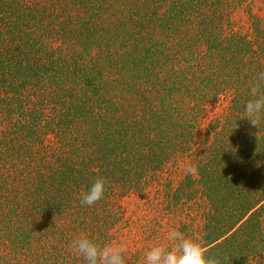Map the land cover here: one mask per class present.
I'll return each mask as SVG.
<instances>
[{"label": "trees", "instance_id": "trees-1", "mask_svg": "<svg viewBox=\"0 0 264 264\" xmlns=\"http://www.w3.org/2000/svg\"><path fill=\"white\" fill-rule=\"evenodd\" d=\"M259 1L0 0V264H86L82 232L140 264L171 227L264 264V120L258 140L240 119L264 71Z\"/></svg>", "mask_w": 264, "mask_h": 264}, {"label": "clouds", "instance_id": "clouds-1", "mask_svg": "<svg viewBox=\"0 0 264 264\" xmlns=\"http://www.w3.org/2000/svg\"><path fill=\"white\" fill-rule=\"evenodd\" d=\"M247 119L258 140V133L264 120V71L258 72L255 82L250 85L249 99L244 105V114L240 119ZM184 175L196 178L198 166L191 161L181 165ZM106 181L97 178L86 191L79 194L82 206H92L103 199ZM69 250L82 257L86 264H128L129 248L124 241H97L87 233H80L71 238ZM210 251L199 239L186 235L175 227L166 228L162 235L147 246L140 264H222L220 258L208 256Z\"/></svg>", "mask_w": 264, "mask_h": 264}, {"label": "rangeland", "instance_id": "rangeland-1", "mask_svg": "<svg viewBox=\"0 0 264 264\" xmlns=\"http://www.w3.org/2000/svg\"><path fill=\"white\" fill-rule=\"evenodd\" d=\"M254 7L255 12H264V4L262 3V1H259L257 4H255ZM236 21L243 30L247 29L248 18L245 12H243L242 10L238 11Z\"/></svg>", "mask_w": 264, "mask_h": 264}]
</instances>
